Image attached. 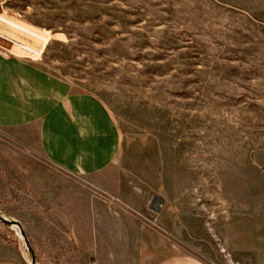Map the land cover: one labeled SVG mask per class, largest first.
Instances as JSON below:
<instances>
[{
	"label": "rangeland",
	"instance_id": "rangeland-1",
	"mask_svg": "<svg viewBox=\"0 0 264 264\" xmlns=\"http://www.w3.org/2000/svg\"><path fill=\"white\" fill-rule=\"evenodd\" d=\"M0 52L97 95L140 167L168 147L178 171L193 172L197 203L203 179L211 197L219 179L228 191L264 153V0H0ZM43 166L20 171L30 180ZM27 200L0 197V211L22 224L37 264H88ZM19 232L0 222L29 264Z\"/></svg>",
	"mask_w": 264,
	"mask_h": 264
},
{
	"label": "crops",
	"instance_id": "crops-1",
	"mask_svg": "<svg viewBox=\"0 0 264 264\" xmlns=\"http://www.w3.org/2000/svg\"><path fill=\"white\" fill-rule=\"evenodd\" d=\"M123 141L97 95L0 52V148L11 152L0 154V197L26 196L88 264H264V153L228 191L219 179L211 197L203 179L197 203L193 172H179L168 147L143 168ZM38 160L45 168L26 180L20 165ZM0 264H25L2 236Z\"/></svg>",
	"mask_w": 264,
	"mask_h": 264
},
{
	"label": "water",
	"instance_id": "water-1",
	"mask_svg": "<svg viewBox=\"0 0 264 264\" xmlns=\"http://www.w3.org/2000/svg\"><path fill=\"white\" fill-rule=\"evenodd\" d=\"M0 222L11 227V229H13V230L15 228H18V230L20 231V236L23 238L25 245L28 249V252L30 254L29 264H37L35 252H34L32 246L29 242L28 236H27L22 224L16 219L7 217L1 211H0Z\"/></svg>",
	"mask_w": 264,
	"mask_h": 264
},
{
	"label": "built area",
	"instance_id": "built-area-1",
	"mask_svg": "<svg viewBox=\"0 0 264 264\" xmlns=\"http://www.w3.org/2000/svg\"><path fill=\"white\" fill-rule=\"evenodd\" d=\"M150 206H152L154 208L155 211H158L162 208V204L161 202L157 203V204H150Z\"/></svg>",
	"mask_w": 264,
	"mask_h": 264
},
{
	"label": "bare ground",
	"instance_id": "bare-ground-1",
	"mask_svg": "<svg viewBox=\"0 0 264 264\" xmlns=\"http://www.w3.org/2000/svg\"><path fill=\"white\" fill-rule=\"evenodd\" d=\"M157 203H159V202H157ZM17 231V230H16ZM20 233V232H19Z\"/></svg>",
	"mask_w": 264,
	"mask_h": 264
}]
</instances>
